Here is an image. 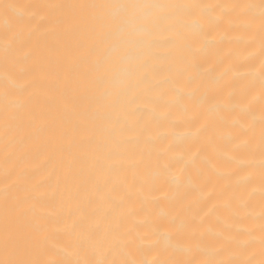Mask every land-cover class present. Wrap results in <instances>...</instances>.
I'll use <instances>...</instances> for the list:
<instances>
[{"label":"bare ground","instance_id":"bare-ground-1","mask_svg":"<svg viewBox=\"0 0 264 264\" xmlns=\"http://www.w3.org/2000/svg\"><path fill=\"white\" fill-rule=\"evenodd\" d=\"M0 264H264V0H0Z\"/></svg>","mask_w":264,"mask_h":264}]
</instances>
